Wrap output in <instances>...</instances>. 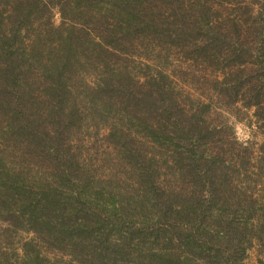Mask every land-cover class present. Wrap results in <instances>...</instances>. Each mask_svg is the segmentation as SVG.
Wrapping results in <instances>:
<instances>
[{
    "label": "trees",
    "instance_id": "1",
    "mask_svg": "<svg viewBox=\"0 0 264 264\" xmlns=\"http://www.w3.org/2000/svg\"><path fill=\"white\" fill-rule=\"evenodd\" d=\"M252 251L264 264V0H0V264Z\"/></svg>",
    "mask_w": 264,
    "mask_h": 264
},
{
    "label": "rangeland",
    "instance_id": "2",
    "mask_svg": "<svg viewBox=\"0 0 264 264\" xmlns=\"http://www.w3.org/2000/svg\"><path fill=\"white\" fill-rule=\"evenodd\" d=\"M185 89L190 91L192 93L193 96H197V92L196 91H191L189 89V87L185 86ZM231 122L234 124L235 126V131H236V135L237 137L241 140V141H247L251 138H253V130L252 128H250L246 122H239L236 119L231 120ZM249 264H256V255L255 252H251L250 254V259L248 261Z\"/></svg>",
    "mask_w": 264,
    "mask_h": 264
}]
</instances>
